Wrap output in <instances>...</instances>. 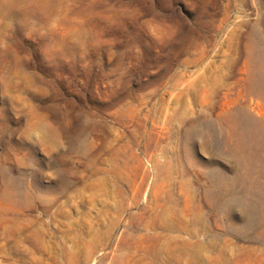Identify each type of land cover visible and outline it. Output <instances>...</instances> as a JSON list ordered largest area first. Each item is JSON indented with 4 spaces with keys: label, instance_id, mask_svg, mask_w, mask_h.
Segmentation results:
<instances>
[{
    "label": "rangeland",
    "instance_id": "374dc122",
    "mask_svg": "<svg viewBox=\"0 0 264 264\" xmlns=\"http://www.w3.org/2000/svg\"><path fill=\"white\" fill-rule=\"evenodd\" d=\"M0 264H264V0H0Z\"/></svg>",
    "mask_w": 264,
    "mask_h": 264
}]
</instances>
